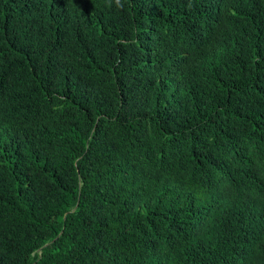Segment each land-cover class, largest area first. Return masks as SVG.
I'll return each instance as SVG.
<instances>
[{"label": "trees", "instance_id": "1", "mask_svg": "<svg viewBox=\"0 0 264 264\" xmlns=\"http://www.w3.org/2000/svg\"><path fill=\"white\" fill-rule=\"evenodd\" d=\"M0 264H264V0H0Z\"/></svg>", "mask_w": 264, "mask_h": 264}]
</instances>
